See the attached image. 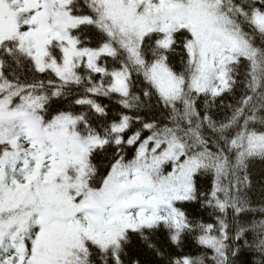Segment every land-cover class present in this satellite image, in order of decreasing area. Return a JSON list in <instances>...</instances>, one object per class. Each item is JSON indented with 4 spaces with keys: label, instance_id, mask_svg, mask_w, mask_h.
I'll list each match as a JSON object with an SVG mask.
<instances>
[{
    "label": "snow or ice",
    "instance_id": "obj_1",
    "mask_svg": "<svg viewBox=\"0 0 264 264\" xmlns=\"http://www.w3.org/2000/svg\"><path fill=\"white\" fill-rule=\"evenodd\" d=\"M257 162L264 0H0V264H264Z\"/></svg>",
    "mask_w": 264,
    "mask_h": 264
},
{
    "label": "trees",
    "instance_id": "obj_2",
    "mask_svg": "<svg viewBox=\"0 0 264 264\" xmlns=\"http://www.w3.org/2000/svg\"><path fill=\"white\" fill-rule=\"evenodd\" d=\"M104 163L106 164V162H104ZM262 166H264V165H262L261 163L257 162V163L255 164V169H256V170H259Z\"/></svg>",
    "mask_w": 264,
    "mask_h": 264
}]
</instances>
